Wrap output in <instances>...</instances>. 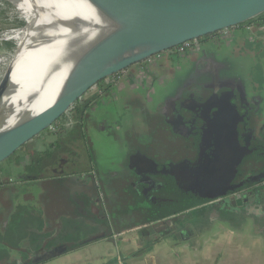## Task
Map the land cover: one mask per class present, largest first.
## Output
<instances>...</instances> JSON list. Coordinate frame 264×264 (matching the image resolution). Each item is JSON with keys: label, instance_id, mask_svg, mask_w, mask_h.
Masks as SVG:
<instances>
[{"label": "flooded vegetation", "instance_id": "obj_1", "mask_svg": "<svg viewBox=\"0 0 264 264\" xmlns=\"http://www.w3.org/2000/svg\"><path fill=\"white\" fill-rule=\"evenodd\" d=\"M246 67L251 72L245 76ZM219 113L233 122L242 154L264 137V14L156 54L109 82L102 80L59 119L60 125L46 130L50 138L37 136L18 150L24 149V156L16 158V151L0 163V264H25L41 248L66 245L74 251L101 238L119 237L116 221L109 216L111 196L118 190L144 213L140 228L128 229L129 236L139 239L134 256L159 241L161 236L149 228L157 220H171L172 229L164 234L169 239L195 238L203 225L206 231L207 223L226 237L247 233L264 239V194L252 207H241L242 212L232 207L219 211V205L237 192L209 202L208 208L205 204L179 211L191 199L184 197L186 190L174 178L188 174L212 152L218 153L212 159L215 164L229 158L231 148H222L215 139ZM94 131L104 134L111 148L104 164L93 159ZM231 134L227 128L229 140ZM252 152L264 159L261 150ZM239 171L241 182L260 169ZM62 177H73L76 184L73 190L66 186L72 212L61 200L62 210L55 211L34 200L16 205L17 192H32L28 181ZM49 213H62L56 214L52 228L46 223ZM30 220L37 226L25 227ZM31 240L43 243L32 250ZM6 241L19 246L7 248L2 243ZM118 253L110 262L127 264Z\"/></svg>", "mask_w": 264, "mask_h": 264}, {"label": "water", "instance_id": "obj_2", "mask_svg": "<svg viewBox=\"0 0 264 264\" xmlns=\"http://www.w3.org/2000/svg\"><path fill=\"white\" fill-rule=\"evenodd\" d=\"M85 1L104 19L108 28L81 47L87 40L84 32L89 30L90 23L79 16H73V20L72 17L69 18L71 35L66 38L61 56L24 92L17 103L19 111H16L15 115L19 116L24 111V106L30 105L32 101L41 100L40 103H45L49 98H53V101L39 113L24 112L19 122L7 128H0V163L35 137H42V134L63 117L90 88L105 78L187 41L239 26L264 14V0ZM2 98L0 93V101ZM3 114L4 112L0 111V120L5 124ZM215 124V139L219 140L222 148H231L229 158L226 163L222 161L225 164H215L212 159L218 153L212 152L204 156L188 174L174 178L176 183L186 190L184 197L191 199V204L180 208L179 211L190 209L192 206L207 205L211 201L224 199L237 192L232 199L219 205V211L224 212L226 207H232L242 212L241 207L246 203H251L252 207L256 198L264 194V189L245 190L264 180V159L258 158L254 155L256 152H252L261 150L264 153V137L256 141L254 149L242 154L239 149L240 140L234 135L233 122L219 113ZM227 128L232 129L231 140L226 135ZM248 167L253 170L260 169L259 174L239 182V169ZM71 179L62 177L55 180L73 190L76 184ZM247 209L249 208L245 210ZM170 223V219L157 220L152 222L149 228L156 234L163 232L161 237L164 238L172 229ZM69 251L66 245L41 248L35 250L32 258L25 261V264H42ZM114 263L117 264V261Z\"/></svg>", "mask_w": 264, "mask_h": 264}, {"label": "crops", "instance_id": "obj_3", "mask_svg": "<svg viewBox=\"0 0 264 264\" xmlns=\"http://www.w3.org/2000/svg\"><path fill=\"white\" fill-rule=\"evenodd\" d=\"M55 179L46 178L43 180L28 181L26 184L31 185L29 190L32 192H23L24 190L17 192L19 194L16 193V205L22 206L26 202L28 203V200L29 202L34 200L36 204H41L42 208L49 207L50 205L51 211H55V209L57 210L59 208L62 210V201L68 210L71 211L67 205L68 200L70 201L69 191L64 184ZM56 214L60 215L62 213ZM56 214H47L46 223L51 228L56 225ZM254 222L257 223V221ZM25 223V227L27 228L37 226L33 220L25 221ZM139 228L137 227V229ZM201 228L202 230L199 231L198 235L192 239H169L160 237L155 245H152L148 250H145V253L138 256H134L131 252L135 249L139 239L135 236L129 237L128 229L130 228H128L119 231V237L112 239L101 238L85 247L79 246L77 250L69 251L58 258L42 264H112L110 260L114 259L112 257L117 254L114 244L119 239L123 243L119 244L121 245V251L120 248L118 249L120 254L125 256L127 264H221L225 261L226 255L228 264H264V239H256L247 233L226 237L217 232L214 233L212 231L213 226L208 223L205 226V232H203L204 225ZM157 235L161 236V234ZM2 243L7 248L9 246H19V243L15 241ZM42 243L43 240H31L28 246L30 249L35 250Z\"/></svg>", "mask_w": 264, "mask_h": 264}, {"label": "bare ground", "instance_id": "obj_4", "mask_svg": "<svg viewBox=\"0 0 264 264\" xmlns=\"http://www.w3.org/2000/svg\"><path fill=\"white\" fill-rule=\"evenodd\" d=\"M11 1L20 8L27 23L24 27L5 32L2 37L23 46V54L12 86V68L7 70L0 82V93L3 96L0 101V111L4 112L2 118L5 120V124L0 120V128L13 126L20 121V116L24 112L39 113L53 101V98H49L45 103H40L41 100L32 101L30 105L24 106V111L19 116L15 115L16 111H19L17 103L24 92L32 83L35 84L36 80L40 79L52 62L61 56L66 38L71 35L69 18L72 17L73 20L75 18L73 16H79L90 23L91 27L84 32L87 40L81 47L108 28L104 19L85 0ZM32 104L35 106L32 107Z\"/></svg>", "mask_w": 264, "mask_h": 264}, {"label": "rangeland", "instance_id": "obj_5", "mask_svg": "<svg viewBox=\"0 0 264 264\" xmlns=\"http://www.w3.org/2000/svg\"><path fill=\"white\" fill-rule=\"evenodd\" d=\"M7 1H9L10 4ZM16 10L20 13L21 18L25 20V17L23 13L21 12L20 8L13 1L0 0V82L2 81V78L5 76L7 70L9 68H12L13 73H12L11 86L13 84V79L17 74L18 66L20 63L19 60L21 59V56L23 54V46L19 45L17 42L13 40H7L2 37L5 32H8L9 30H12V29H18L17 28L19 27L18 21H22V20L18 17ZM24 23H27V22H23V25ZM17 47L21 49L20 53L17 51ZM250 72H251V69L249 67H246V70L244 71V75L246 76L247 74H250ZM49 135H50L49 132H45L44 134H42V137L40 136V138L42 139L47 138V137L50 138ZM91 139H92V153H93L94 161L96 162L98 161L99 163L104 164V161L106 160L107 157L110 156V153H111V148L109 147V144L105 141L104 134L94 131L93 138ZM32 143L33 142L29 143V145H31ZM109 143H110V140H109ZM16 155H17L16 158H21L22 156H24L25 155L24 149H21L20 151H18ZM111 197H112L111 198L112 206L109 211V216L111 219L116 221L115 225L129 226L143 218L144 216L143 211H141V209H139L138 207L132 205L128 201V197L126 194L124 193L120 194V191L118 190L117 193L112 195ZM79 229L82 231L84 227H81L79 225ZM116 241L117 243L114 245L118 253L119 251L118 248H120V251H121V245L119 244H122L123 241L121 239L116 240ZM119 253H118L119 257L121 256L123 257V255ZM145 258H144V261H145ZM224 260L225 261L222 262L221 264H228L227 255Z\"/></svg>", "mask_w": 264, "mask_h": 264}, {"label": "trees", "instance_id": "obj_6", "mask_svg": "<svg viewBox=\"0 0 264 264\" xmlns=\"http://www.w3.org/2000/svg\"><path fill=\"white\" fill-rule=\"evenodd\" d=\"M9 4H10V2L9 1H7ZM16 13L18 14V17L23 21V22H26L25 20H23L22 18H21V15H20V13L16 10ZM22 21H18V26L19 27H17V28H21V27H23V26H25V24L26 23H24V25H23V22ZM22 25V26H21ZM17 51L20 53L21 52V49L19 48V47H17ZM79 111L81 112L82 111V107H80L79 108ZM154 219V218H153ZM141 220H139L138 222H136V223H133V224H131V225H129V226H120V225H116V231L118 232V231H123V230H125V229H128V228H131V227H138L139 225H141ZM119 226V227H118Z\"/></svg>", "mask_w": 264, "mask_h": 264}, {"label": "built area", "instance_id": "obj_7", "mask_svg": "<svg viewBox=\"0 0 264 264\" xmlns=\"http://www.w3.org/2000/svg\"><path fill=\"white\" fill-rule=\"evenodd\" d=\"M185 43H186V42H185ZM122 72H123V71L118 72V73H116V74H114V75H111V76L105 78V81H106V82H109V81L115 79L116 77H119V76L121 75ZM71 109H72V108H71ZM71 109H70V110H71ZM70 110H69V111H70ZM69 111H68L66 114H68ZM58 125H60V120H58L57 122H55V123L51 126V128H53L54 126H58ZM261 184L264 185V180L261 182Z\"/></svg>", "mask_w": 264, "mask_h": 264}]
</instances>
